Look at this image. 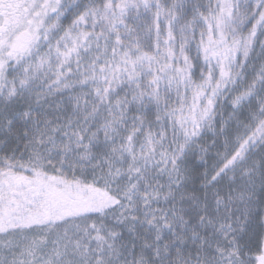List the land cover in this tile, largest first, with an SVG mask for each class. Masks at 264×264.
<instances>
[{
    "label": "snow or ice",
    "instance_id": "6c2138e0",
    "mask_svg": "<svg viewBox=\"0 0 264 264\" xmlns=\"http://www.w3.org/2000/svg\"><path fill=\"white\" fill-rule=\"evenodd\" d=\"M0 264H264V0H0Z\"/></svg>",
    "mask_w": 264,
    "mask_h": 264
}]
</instances>
